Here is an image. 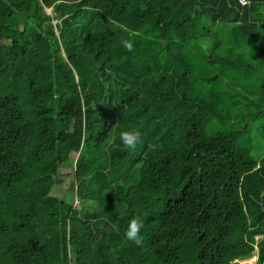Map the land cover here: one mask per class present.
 <instances>
[{
    "label": "trees",
    "instance_id": "1",
    "mask_svg": "<svg viewBox=\"0 0 264 264\" xmlns=\"http://www.w3.org/2000/svg\"><path fill=\"white\" fill-rule=\"evenodd\" d=\"M213 25L264 64V0H0V264H263L264 152L240 137L264 110L190 96L197 57L250 69L196 48ZM71 154L78 205L53 193Z\"/></svg>",
    "mask_w": 264,
    "mask_h": 264
},
{
    "label": "rangeland",
    "instance_id": "2",
    "mask_svg": "<svg viewBox=\"0 0 264 264\" xmlns=\"http://www.w3.org/2000/svg\"><path fill=\"white\" fill-rule=\"evenodd\" d=\"M47 13L55 15L51 7H45ZM59 18H51V23L54 27L59 24ZM216 26L213 25L210 28L211 35L207 39H200L196 41L197 46L204 52L211 51L213 49L214 55L219 58L226 55L234 60L237 59L241 64L249 67L248 71H234L228 63H217L212 67L211 60H205L204 63L198 62V57L194 59L195 65L193 66L192 75L195 79L192 84L190 96H205L211 97L215 104L221 108H227L236 101L244 102L247 99L255 101L257 104L255 107L257 110H264V101L261 100V91L257 89L260 85L261 79L264 77V64L258 62L259 58L253 55V51L250 45H244L243 54L241 47H236L234 50H230L225 46L214 47L213 40L220 37L221 41L225 42L230 39L227 32L216 31ZM57 34V30L55 29ZM191 45H188V49H193ZM259 48L264 50V35L260 39ZM199 78V79H198ZM247 102V101H246ZM247 121L239 118L236 122V126H245ZM264 118L257 119L250 123L251 130L248 133H244L240 137V143L246 148L253 156H258L259 151L264 152ZM217 129L213 124L205 125L204 133L210 135ZM251 145H255L257 149L252 148ZM239 146V145H238ZM75 156L71 154V157L61 165V175L55 177L56 187L53 190L54 194L61 196L63 199L72 200L74 204L78 205V201L75 198V182L72 179V172L75 168ZM256 237H258L256 235ZM240 260L242 263L256 264L257 252L254 250L253 255L248 259ZM264 263V262H263Z\"/></svg>",
    "mask_w": 264,
    "mask_h": 264
},
{
    "label": "clouds",
    "instance_id": "3",
    "mask_svg": "<svg viewBox=\"0 0 264 264\" xmlns=\"http://www.w3.org/2000/svg\"><path fill=\"white\" fill-rule=\"evenodd\" d=\"M129 49H130V45H129ZM118 139L124 149L134 150L137 148L139 144L142 143V133L139 128L133 127L128 130L120 131ZM112 142H115V138L113 139ZM143 227H144V222L140 217H134L130 219L124 232V238L127 241L135 243L137 246L141 245L142 244L141 232Z\"/></svg>",
    "mask_w": 264,
    "mask_h": 264
},
{
    "label": "built area",
    "instance_id": "4",
    "mask_svg": "<svg viewBox=\"0 0 264 264\" xmlns=\"http://www.w3.org/2000/svg\"><path fill=\"white\" fill-rule=\"evenodd\" d=\"M238 1L241 2V3H245L246 2V0H238ZM242 261H244V260H242Z\"/></svg>",
    "mask_w": 264,
    "mask_h": 264
},
{
    "label": "water",
    "instance_id": "5",
    "mask_svg": "<svg viewBox=\"0 0 264 264\" xmlns=\"http://www.w3.org/2000/svg\"><path fill=\"white\" fill-rule=\"evenodd\" d=\"M74 174V171L72 172V175Z\"/></svg>",
    "mask_w": 264,
    "mask_h": 264
},
{
    "label": "crops",
    "instance_id": "6",
    "mask_svg": "<svg viewBox=\"0 0 264 264\" xmlns=\"http://www.w3.org/2000/svg\"><path fill=\"white\" fill-rule=\"evenodd\" d=\"M263 11V10H262Z\"/></svg>",
    "mask_w": 264,
    "mask_h": 264
}]
</instances>
